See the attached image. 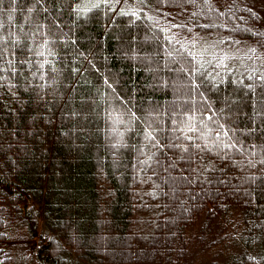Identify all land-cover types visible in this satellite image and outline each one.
<instances>
[{"label":"trees","instance_id":"trees-1","mask_svg":"<svg viewBox=\"0 0 264 264\" xmlns=\"http://www.w3.org/2000/svg\"><path fill=\"white\" fill-rule=\"evenodd\" d=\"M137 2L0 0V264H264V70L194 49L261 0Z\"/></svg>","mask_w":264,"mask_h":264},{"label":"rangeland","instance_id":"rangeland-1","mask_svg":"<svg viewBox=\"0 0 264 264\" xmlns=\"http://www.w3.org/2000/svg\"><path fill=\"white\" fill-rule=\"evenodd\" d=\"M90 2H107L115 1L117 5L123 11H129L137 13L139 11L138 3L136 0H88ZM122 3V4H119ZM260 12L264 15V1L261 0ZM196 42L194 41V49L198 52L203 59L207 62H211L219 67L221 70L231 71V70H241L240 68L249 66V68L260 67L258 70H264V54L262 57H255V53L251 46L248 47L240 46L231 49H223L214 40L206 39L205 37H197ZM32 243H34V238L24 241H13L10 243V249L14 253V264H35L34 259L27 257L32 250ZM219 248V247H218ZM218 248L213 251H207L204 258H200L193 264H215L221 261L217 259ZM221 256V255H220Z\"/></svg>","mask_w":264,"mask_h":264}]
</instances>
